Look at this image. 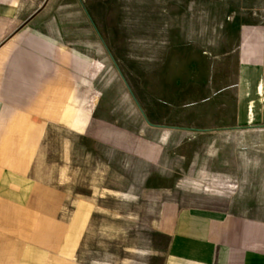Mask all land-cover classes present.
Listing matches in <instances>:
<instances>
[{"label": "rangeland", "instance_id": "1", "mask_svg": "<svg viewBox=\"0 0 264 264\" xmlns=\"http://www.w3.org/2000/svg\"><path fill=\"white\" fill-rule=\"evenodd\" d=\"M235 11L236 0L52 1L64 42L90 58L81 94L91 126L47 140L48 176L77 202L78 238L93 210L85 264H160L156 227L170 199L264 218V122L227 127L208 103L219 97L229 111L206 77L232 66ZM147 141L164 146L161 161L125 158Z\"/></svg>", "mask_w": 264, "mask_h": 264}, {"label": "crops", "instance_id": "2", "mask_svg": "<svg viewBox=\"0 0 264 264\" xmlns=\"http://www.w3.org/2000/svg\"><path fill=\"white\" fill-rule=\"evenodd\" d=\"M52 1L0 0V264H85L93 210L78 238L71 226L77 202L70 205L68 191L49 179L47 140L57 130L81 134L91 126L93 106L81 94L90 58L64 42V27L49 14ZM231 40L232 66L219 63L206 77L224 87L229 111L218 94L207 102L227 127L260 124L264 0H236ZM99 69L96 62L95 74ZM146 143L125 158L161 161L164 146ZM159 215L160 264H264V218L214 214L173 199Z\"/></svg>", "mask_w": 264, "mask_h": 264}]
</instances>
